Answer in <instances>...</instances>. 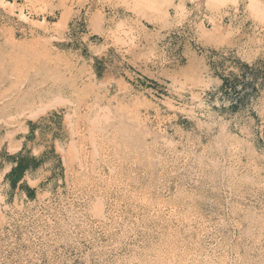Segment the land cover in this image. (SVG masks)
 Here are the masks:
<instances>
[{"label": "rangeland", "instance_id": "1", "mask_svg": "<svg viewBox=\"0 0 264 264\" xmlns=\"http://www.w3.org/2000/svg\"><path fill=\"white\" fill-rule=\"evenodd\" d=\"M248 3L0 0V161L31 121L49 148L38 196L0 162V264H264Z\"/></svg>", "mask_w": 264, "mask_h": 264}, {"label": "crops", "instance_id": "2", "mask_svg": "<svg viewBox=\"0 0 264 264\" xmlns=\"http://www.w3.org/2000/svg\"><path fill=\"white\" fill-rule=\"evenodd\" d=\"M39 125L40 122L31 121V123L26 126L24 137L18 142V145H15L18 149L15 152H11L10 149H8L6 158L0 161L7 166L2 172V181L14 187L16 197L28 198L29 194L38 196L41 191L40 187L43 185L44 181L47 180L42 176V174L45 173L42 161L47 157L49 148L45 143L41 146L38 144L39 142H37V140L33 142L29 140V136L32 135V133H37L36 129H38L37 126ZM36 151H40V153L37 154L35 153ZM8 159H11L10 164H8ZM27 159L34 161V164L22 169V163ZM19 168L21 169V173L17 176L16 174H18ZM25 186L28 187L29 192L24 190Z\"/></svg>", "mask_w": 264, "mask_h": 264}, {"label": "bare ground", "instance_id": "3", "mask_svg": "<svg viewBox=\"0 0 264 264\" xmlns=\"http://www.w3.org/2000/svg\"><path fill=\"white\" fill-rule=\"evenodd\" d=\"M239 1H240V0H236V3H238ZM249 2H250V4L248 3V4H249V7L254 9V8H256V5L259 6L260 4H262L263 0H249ZM260 2H261V3H260ZM259 3H260V4H259ZM128 5H129V4H128ZM250 5H255V6H254V7H253V6L251 7ZM263 5H264V4H263ZM249 7H248V8H249ZM259 7H260V6H259ZM259 7H257V9H258ZM263 7H264V6H263ZM236 11H237V10H236Z\"/></svg>", "mask_w": 264, "mask_h": 264}]
</instances>
